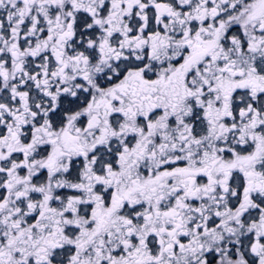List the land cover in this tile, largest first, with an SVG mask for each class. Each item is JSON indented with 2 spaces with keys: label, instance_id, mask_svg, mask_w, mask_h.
Returning <instances> with one entry per match:
<instances>
[{
  "label": "snow or ice",
  "instance_id": "obj_1",
  "mask_svg": "<svg viewBox=\"0 0 264 264\" xmlns=\"http://www.w3.org/2000/svg\"><path fill=\"white\" fill-rule=\"evenodd\" d=\"M0 264H264V0H0Z\"/></svg>",
  "mask_w": 264,
  "mask_h": 264
}]
</instances>
